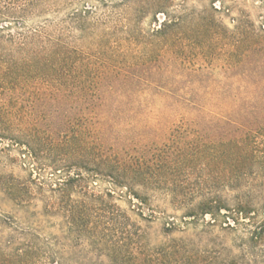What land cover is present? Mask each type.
<instances>
[{
	"label": "trees",
	"instance_id": "obj_1",
	"mask_svg": "<svg viewBox=\"0 0 264 264\" xmlns=\"http://www.w3.org/2000/svg\"><path fill=\"white\" fill-rule=\"evenodd\" d=\"M169 2L134 4L135 13L150 9L153 15L164 14L147 36L153 61L146 66L147 60L126 61L104 34L95 32L86 42L93 33L89 10L73 12L61 28L48 23L11 31L10 18L44 12V0H19L18 5L0 0V140L24 146L38 159L46 153L35 127L44 123L47 135L59 137L82 120L91 151L74 160L84 166L98 164L104 177L132 197L147 202L158 191L169 197L174 209L183 208V216L228 217L220 213L225 210L233 220L254 219L262 210L242 189L264 184V22L258 27L242 22L228 29L215 18L214 9L170 16L164 11ZM125 36L134 40L135 29L129 27ZM187 49L202 57L220 55V68L228 74L220 79L177 78L173 72L183 67ZM164 56L162 63L159 57ZM139 66L146 72L139 73ZM38 102L52 108L46 113L36 110L32 105ZM198 125L214 132L191 137L185 130L181 143L179 132H166ZM64 155L50 160L49 166L57 169L68 159ZM72 182L68 175L61 185ZM222 189L237 190L233 206L222 202ZM261 231V225L254 226L250 240L262 239ZM166 256L169 262L160 264H238L204 253L180 254L174 247ZM9 263L0 258V264Z\"/></svg>",
	"mask_w": 264,
	"mask_h": 264
},
{
	"label": "rangeland",
	"instance_id": "obj_2",
	"mask_svg": "<svg viewBox=\"0 0 264 264\" xmlns=\"http://www.w3.org/2000/svg\"><path fill=\"white\" fill-rule=\"evenodd\" d=\"M6 1L19 4V0ZM137 1L44 0V12L35 10L26 19L16 14L10 18L9 27L17 31L51 23L61 28L73 12L89 10L93 33L84 39L86 42L95 32L104 34L110 45L123 53L126 61L147 60V66L153 61L149 57L147 36L159 27L164 14L153 15L150 9L135 13ZM211 9L215 10V18L228 29L242 22H250L255 27L264 22V0H170L164 11L177 16L183 11ZM131 26L135 36L130 42L125 35ZM69 29L70 35L78 38V32ZM187 50L183 67L173 72L177 78L220 79L228 74L220 68V55L215 59ZM165 58L159 57L162 63ZM138 70L146 72H142L140 66ZM39 105L38 102L32 106L45 113L52 108L48 104ZM80 111L84 113L83 109ZM45 129L44 123L35 127L39 147L46 153H41L38 159L30 157L24 146L0 140V253L4 255L0 258L8 259L9 264L16 261L21 264H160L164 260L169 262L166 254L170 247L180 254L204 253L234 259L238 264H264V184L242 189L255 197L253 205L262 210L254 219L238 217L233 220L225 210L220 213H227L228 217L219 214L183 216V208L174 209L168 196L155 191L147 202H141L126 188L104 177L98 164L84 166L83 162H76L74 159L88 157L91 151L85 121L71 124L66 134L59 137L47 135ZM173 130L166 129V132H179L178 143L185 130L191 137L201 131L204 134L214 132L213 128L200 125L174 127ZM96 142L98 156L99 138ZM56 145H63L64 149L59 150ZM64 154L68 159L52 169L50 160L62 159ZM68 175L73 178L71 185H61ZM222 191V202L233 206L237 190ZM257 225L262 227V239L254 243L250 240L251 232ZM16 254L18 259L14 258Z\"/></svg>",
	"mask_w": 264,
	"mask_h": 264
}]
</instances>
